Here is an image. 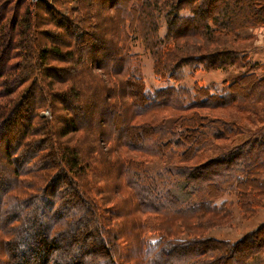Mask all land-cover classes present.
Masks as SVG:
<instances>
[{"label":"trees","instance_id":"1","mask_svg":"<svg viewBox=\"0 0 264 264\" xmlns=\"http://www.w3.org/2000/svg\"><path fill=\"white\" fill-rule=\"evenodd\" d=\"M26 1L22 8V0H0V264H178L179 257L180 264H262L249 262L262 245L247 242L264 224L233 245L200 235L231 215L233 204L227 210L228 202L218 203L227 191L249 203L250 185L264 183V78L242 76L230 94L190 102L180 97L188 93L183 86L152 95L126 37L111 43L110 55L96 52L97 42H109L88 30L97 15L93 0L86 19L62 17L56 0ZM111 4L120 22L133 11L150 19L143 31L152 34L156 13L166 12V39L207 36L210 50L231 43L238 30L264 25V0ZM184 4L191 15H180ZM49 26L62 29L61 39ZM220 34L223 42L209 41ZM224 51L209 58L231 57ZM157 55L164 66L155 72L178 82L168 63L185 60ZM50 59L67 67L49 66ZM46 110L53 119L41 116ZM66 111L75 126L65 132L53 122ZM160 116L168 122L159 124ZM82 132L86 138L76 139ZM111 188L115 199L96 198ZM180 233L192 239L179 241Z\"/></svg>","mask_w":264,"mask_h":264},{"label":"rangeland","instance_id":"2","mask_svg":"<svg viewBox=\"0 0 264 264\" xmlns=\"http://www.w3.org/2000/svg\"><path fill=\"white\" fill-rule=\"evenodd\" d=\"M46 1L49 2V4L53 5V0ZM56 1L57 3H54V6L55 8L57 7L56 10L62 15V17L75 18L77 16H83V19H86L85 15L86 13H89L87 12V9H92V7H88L91 3V0H67L66 2H63V0ZM83 1L85 2L84 4ZM93 1L94 7L92 10L94 12L96 11L97 15L95 16V18L88 19V22L89 20H91L92 22V24L88 26V30L91 34L99 39L104 37L103 40L105 42L108 38L107 42H109H97L96 45H98V47H95L96 52L101 55H110L112 49L111 43L116 42L117 45L118 42L116 41V39L126 37L128 41V51L131 55L136 56L133 57L134 63L136 64V67L140 66L141 77L143 78L145 87L147 88V90H152V95L155 94L154 91L159 88L183 86L188 89V93H182L180 97L183 102H190L195 98H200V100H202L211 93L230 94V87L233 86L232 84L238 81L239 78H243L246 76L255 79L264 78V53H261L262 50L259 47L256 49V52H254V49L257 46L256 44L259 45L262 42L264 43V25H261L258 28L251 27L248 29L244 28L238 30L231 34V43L217 46L210 50L209 47H206V45H204V42L208 40L207 36H192L186 35V33L183 32L182 34H184V37L182 36L179 40L166 39V34L168 32H171L169 31V29H167L168 18L166 16V12L162 14L156 13V25H153L152 23L151 25L153 26V30L157 29V32L152 34V32L143 31L145 28H149V26H147V23L150 22V19L143 20L139 17L138 12L133 11L131 16L127 19H122L121 14L120 22L117 19L118 16L115 14V11L112 9L111 1L113 0ZM152 1L155 2V0ZM24 4H28V1L22 0V2L20 3V7L23 8L25 6ZM164 4L165 3L162 1L159 5L163 11L167 10ZM184 5L186 6V10H180V15H191V10L187 9L189 8L188 5ZM41 6L43 8V5H39V7L36 8L37 12L41 8ZM40 13L42 19L49 18V15H47L44 8L43 11H40ZM116 20L119 22V25L117 24ZM181 26L182 25H180V27ZM70 28L73 30L77 29L76 26H70ZM48 30H50L52 34H55L58 40L61 39V36L57 33H64L61 32L62 29H57L56 27L52 26H49ZM121 32H125V34L122 35ZM148 36H150L149 39L151 40L153 36H155L156 42L150 41L148 39ZM224 36L220 34L214 39V35H212L213 39L209 41H213V43L215 41H218L219 43H221L224 41ZM64 38L66 41L67 38L63 35L62 40H64ZM238 38L251 39L246 41H239ZM247 42H249L248 46L246 45ZM231 49L240 51H244L243 49H249L250 51L234 52L231 51ZM158 50L172 52L173 54H176L179 59L183 58V60H185V63L181 64L179 67L172 65V61L168 63L171 70L175 72L173 73L174 76L178 77V82L174 78H170L168 74H157L155 72V68L159 70L164 66V63L160 61V57L157 55ZM224 50H230L231 57L229 56L228 59L216 58L214 61L213 59L209 58V55L219 53L220 51L226 52ZM164 60L166 59L164 58ZM101 63L102 65H104V60H102ZM49 66L67 67V65L63 61L57 62L54 59L49 60ZM214 66L220 67L215 68ZM116 80L125 81V79L123 78H118ZM238 86L239 85H237V87ZM58 114L59 115L57 117H54L53 122L55 125H57L58 129L61 131L65 130V132L68 131V129L72 130V127L75 126L74 122H72V119L74 117L73 114L69 111L63 113L60 112ZM41 116L48 119H53L50 110L43 111L41 113ZM166 117L167 116H160V118H158V123L162 125L163 123H167L168 119ZM82 121L83 122L78 121V124L84 123V119H82ZM86 121L88 120L86 119ZM86 134L87 132H82L76 136V139L80 138L82 140L84 137L86 138ZM73 136L75 135H70L68 138H71ZM86 146L88 147L87 144L85 145V147ZM206 156L210 157L211 155L209 153ZM250 186V191L254 192V197L249 203L245 202L246 198L244 196V198L241 199L242 202L240 204L238 195L236 193H233L232 191H227L226 195L220 198L221 200L218 201L219 205L222 202H228L226 206L229 209L227 210H231L232 208L229 203L233 204V208L231 210L232 213L227 220L207 228L205 227V230L200 235V239L224 241L230 245H233L240 242L246 236L257 231L264 224V183L257 185V183L255 182ZM254 188L257 189L254 191ZM103 191L106 193H103L102 197H100L101 193H98L96 197L97 199H115L116 190L114 188L104 189ZM114 204L116 205L118 204V202L116 201V203ZM110 205L111 204L105 205V207ZM123 208L127 210L125 206H123ZM41 222L43 223V220H41ZM202 235L203 238L201 237ZM155 237L156 234L152 233L148 234L147 236L148 239H154ZM177 239L179 241L184 240L183 242L187 243L190 239H192V237L188 238L187 233H180ZM247 244H251L254 246H258L259 244L262 245L260 253L254 255L255 258L249 259V262L257 263L258 260L256 258H260V261L262 262V264H264V232L251 237ZM243 246L239 247L237 249V252H240ZM239 258V255H236V259ZM182 261V257L175 259V262L178 264L182 263ZM193 262L195 261L193 260ZM193 262L189 264H193ZM244 262L243 259L234 260L235 264H243Z\"/></svg>","mask_w":264,"mask_h":264},{"label":"crops","instance_id":"3","mask_svg":"<svg viewBox=\"0 0 264 264\" xmlns=\"http://www.w3.org/2000/svg\"><path fill=\"white\" fill-rule=\"evenodd\" d=\"M252 31H254V30H252ZM257 43H258V41H257ZM238 45V44H237ZM247 46H248V44H246ZM257 46H256V48L254 49V52H256V49L259 47L262 51H261V53H264V43L262 42L261 44H256ZM255 47V46H254ZM244 51H240V50H236V49H231V51H240V52H249L250 50L249 49H243ZM256 54V53H255ZM263 59H264V56H263Z\"/></svg>","mask_w":264,"mask_h":264}]
</instances>
